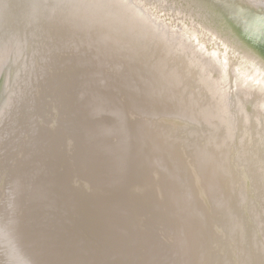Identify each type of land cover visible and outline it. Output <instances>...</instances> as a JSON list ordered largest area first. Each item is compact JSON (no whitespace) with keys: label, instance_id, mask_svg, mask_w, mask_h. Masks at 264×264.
Segmentation results:
<instances>
[{"label":"water","instance_id":"obj_1","mask_svg":"<svg viewBox=\"0 0 264 264\" xmlns=\"http://www.w3.org/2000/svg\"><path fill=\"white\" fill-rule=\"evenodd\" d=\"M257 1L0 0V264H264Z\"/></svg>","mask_w":264,"mask_h":264},{"label":"bare ground","instance_id":"obj_2","mask_svg":"<svg viewBox=\"0 0 264 264\" xmlns=\"http://www.w3.org/2000/svg\"><path fill=\"white\" fill-rule=\"evenodd\" d=\"M248 1L251 2V3H254L255 2V0H248ZM257 2H260L261 3L262 1L258 0ZM254 4H256V3H254ZM261 4H263V3H261ZM251 78L254 79L258 83H262V84L264 83V77L261 76L260 73L257 72L256 70L254 72L252 71ZM202 92L205 94V97H202L201 96V98H203L202 100H205V104L204 105L207 108V102L209 100H211V99L209 98L208 93H207V91L205 89ZM260 102L262 104H264V95H263V100H260ZM2 103H4V97L2 98L0 96V105ZM210 106H211V104H210ZM211 108H212V106H211ZM263 146L264 145L261 144V148L257 150V152H258L257 155L258 154L260 155V156L259 155L258 156H259V158H260V160L262 162L253 165V168L254 169L257 167L256 165H258L259 167H261V168L264 169V147ZM4 157L5 156L3 154V157L1 156V160ZM1 160H0V163L3 164V162ZM22 162H23V160H21V162H19V164H21ZM61 169L64 170L62 172V174L68 176V177H65V182L67 184L72 185V182H73L72 176L69 177V174H68V171H67L65 165H62L61 166ZM261 172H262V170L259 169V171L256 172V174L262 180L263 179V175L261 174ZM72 175H73L74 178H76L77 175H78V178L80 180H85L84 176H79V174H76L75 173V174H72ZM32 179H33V177H32ZM33 180H35V179H33ZM30 183H32V182H30ZM62 191H63V193L61 191L60 192H61L62 196L64 197L65 190H62ZM12 198L9 197L8 198V201H5V203L3 204L4 208L2 206V209L7 208L6 211H5V215H6L5 219L7 221H9V222H12L13 223V226L16 227V229H18V226H22V225L25 226V221H24V217H22V214L24 213L26 207H24V206H18V203L16 202V199H14V201L12 203V200H11ZM48 198H50L49 199L50 200L49 205L52 206L53 205V202L51 201L52 200V196L50 195ZM2 202H4V201H2ZM18 202H19V200H18ZM44 203H46V201H44ZM80 203H81L82 207H85V206L87 207V205L83 204L82 200H80ZM19 204L23 205L20 202H19ZM94 204H95L94 202L91 203V205H94ZM10 206H11V208H10ZM47 208L49 209V212H51L49 206H47ZM87 209H89V205H88ZM36 225L38 226V223L37 222H36ZM120 228H124V227H120ZM5 232H7V231H5ZM7 233H9V232H7ZM16 234H17V232H16ZM71 235H72L73 238H75L79 234L77 232H72ZM13 238H14V236L12 234H10V236H9L8 239H13ZM77 239H79V236L77 237ZM26 251H27V253L26 252L24 253V258H23V259H25L23 261V262H25V264H93V262H56L54 258H49V256H47V254L46 255L43 254V252H40L39 255H38V253L34 250L33 246H32V249H30L28 247V245H27V250ZM11 252H12V255L16 258V256H17L16 249L14 248ZM50 256H52V255H50Z\"/></svg>","mask_w":264,"mask_h":264}]
</instances>
